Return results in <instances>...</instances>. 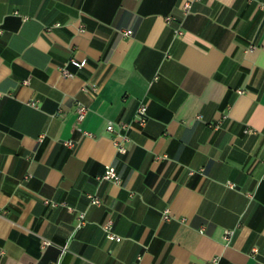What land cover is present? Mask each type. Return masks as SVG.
I'll list each match as a JSON object with an SVG mask.
<instances>
[{
  "label": "crops",
  "instance_id": "0c3cea01",
  "mask_svg": "<svg viewBox=\"0 0 264 264\" xmlns=\"http://www.w3.org/2000/svg\"><path fill=\"white\" fill-rule=\"evenodd\" d=\"M261 3L0 0V264H264Z\"/></svg>",
  "mask_w": 264,
  "mask_h": 264
},
{
  "label": "built area",
  "instance_id": "2783aa9c",
  "mask_svg": "<svg viewBox=\"0 0 264 264\" xmlns=\"http://www.w3.org/2000/svg\"><path fill=\"white\" fill-rule=\"evenodd\" d=\"M188 7V2H186L183 6V11L186 10V8ZM260 9L262 10V12H264V3H261L259 5ZM171 19H173L172 16H168L166 17V21H170ZM131 29H125L121 31V35L122 36H129L131 34ZM175 33L177 35L181 34V30L176 28L175 29ZM68 62L76 67H81L85 64V59H81L78 60L75 57H71L69 58ZM60 72L62 75L64 76H68L70 75L69 71L64 67H60ZM23 83H27V79L22 81ZM84 91H91L92 93H94L97 89V86L95 84H90V85H86L82 88ZM1 95V94H0ZM29 105L33 106V107H37L36 101H30L28 102ZM146 105L144 103H139L136 107L135 110V114H134V121L138 124V125H143L146 119ZM86 112V107L83 104H78L77 108H76V117L77 120L81 119L84 114ZM128 124L126 123H119L118 128H114L112 126V124H108L106 126V131L109 132L111 134V138H112V143L113 146L116 150L117 153L119 154H124L126 153V143L129 141V137L127 134L128 131ZM246 131H250L249 128H245L244 132ZM84 134H88V132H85ZM65 145L67 146H72L73 142L68 140L64 142ZM99 180H108V181H113V182H118L120 181V177L119 175L116 173L115 169L113 166L111 165H107L103 171V173L98 177ZM226 184L229 187H233V183L231 182H226ZM87 198H88V202L90 204H99L100 203V198L98 195L96 194H87ZM45 203H49L51 206H55L57 205L55 202H49L48 200H44ZM161 217L162 219L166 220L168 219V211L166 209H164L161 213ZM82 223V213L78 214V225H80ZM101 228L105 233V236L107 239L109 240H115L116 242L120 241L121 238L120 236L116 235L113 230H112V220L110 218H107L102 224H101ZM233 234V230H225L222 238L224 240V243H228V241L230 240L231 236ZM50 242L47 240H43L42 244L48 245ZM66 249V245L62 246L60 249V253H59V257L61 256V254L65 251ZM59 257L54 260L51 264H59ZM214 263L216 262V258H213L212 260ZM30 264V263H29Z\"/></svg>",
  "mask_w": 264,
  "mask_h": 264
}]
</instances>
